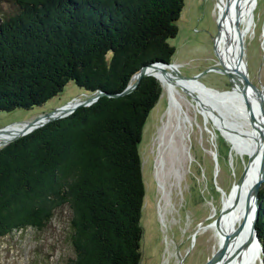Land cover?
<instances>
[{"label":"trees","instance_id":"trees-1","mask_svg":"<svg viewBox=\"0 0 264 264\" xmlns=\"http://www.w3.org/2000/svg\"><path fill=\"white\" fill-rule=\"evenodd\" d=\"M0 18V112L31 110L72 82L90 106L0 148V241L69 212L66 264H140L144 182L139 144L162 94L185 0H6ZM259 199L261 193L259 191ZM255 230L263 249L264 205Z\"/></svg>","mask_w":264,"mask_h":264},{"label":"rangeland","instance_id":"rangeland-1","mask_svg":"<svg viewBox=\"0 0 264 264\" xmlns=\"http://www.w3.org/2000/svg\"><path fill=\"white\" fill-rule=\"evenodd\" d=\"M13 11L9 2L0 0V18ZM250 11L253 30L243 43V61L248 80L256 88L252 91L260 94L264 87V0H254ZM218 17L216 0H185L177 21V36L169 41L175 48L169 63L177 65L185 78L202 73L198 81L203 87L223 100L232 101L229 76L208 70L220 69L214 51ZM159 84L162 94L146 120L139 144L145 189L140 264H207L219 245L212 224L221 214L224 199L230 196L247 168L249 154L233 150L209 111L198 108L194 99L186 95L184 106L189 122L186 129L171 135L177 122L174 115L168 114V96ZM87 98L70 82L57 97L40 107L0 112V129L33 121L70 101L76 103ZM231 113L227 110L226 116ZM161 159L163 165L156 166ZM256 204L264 205V182ZM239 225L235 222L236 229ZM69 229V212L56 211L43 230L28 228L1 240L0 264H66L73 257Z\"/></svg>","mask_w":264,"mask_h":264},{"label":"bare ground","instance_id":"bare-ground-1","mask_svg":"<svg viewBox=\"0 0 264 264\" xmlns=\"http://www.w3.org/2000/svg\"><path fill=\"white\" fill-rule=\"evenodd\" d=\"M253 1L216 0L218 20L221 25L217 52L223 65L230 70L232 101L219 98L218 94L212 92L213 90L203 88L194 81L183 80L177 65L165 68L168 76L160 71H150V74L156 77L166 90L169 103L168 114L171 117L174 115L176 118L177 127L172 130L171 135L178 130L186 129V124L189 122L184 106L187 99L183 95H186L194 99L198 108L202 107L209 111L222 136L232 145L233 150L239 153L247 152L251 159L242 183L236 184L230 196L223 201L224 211L220 218L219 230L215 229L216 239H218V243H222L225 237L231 234L234 237L229 241L226 252L214 264H260L259 250L250 237L252 236L253 221H257L260 209L259 206H256L258 191L256 192L255 185L258 180L264 177V87L260 94H254L252 88H248L243 96L241 77L238 74L241 71L247 75L243 61L244 51L242 50L244 49L240 48V42L244 43L247 35L253 30L250 11ZM227 110L232 112L228 116H226ZM214 111H218V113ZM250 115L252 116L251 120ZM25 129L26 125L21 124L9 127L6 132H1L0 146L18 136ZM163 139L162 143H164ZM157 164H160L161 167L162 159L157 161L156 166ZM159 185L164 193L165 187L160 179ZM160 215L162 217L163 213L161 212ZM235 222L240 223L238 229L235 227Z\"/></svg>","mask_w":264,"mask_h":264},{"label":"water","instance_id":"water-1","mask_svg":"<svg viewBox=\"0 0 264 264\" xmlns=\"http://www.w3.org/2000/svg\"><path fill=\"white\" fill-rule=\"evenodd\" d=\"M220 33H221V25H220V23L218 21V34L216 36V40L214 41L216 43L215 44V47H214V51H215L216 57L219 60L220 69H218V67H213V68H210L208 70H216V71H219L220 73H222V75H228L229 76L230 70L226 69V67L223 65L222 61L220 60L219 53L217 52V41L220 38V35H221ZM240 48L241 49L243 48V41L240 42ZM170 65L171 64L170 63H167V62H155V63H152V64H150L148 66H145V67L141 68L131 78L130 84L127 86V88L120 95H126V94L131 93L136 88V86L138 85V83L140 82V80L142 78H144L146 76H152V77H154L153 75L150 74V71H153V70L160 71L164 75L168 76L165 68L167 66H170ZM201 74L202 73H200V74H198V75H196V76H194L192 78H185L182 75H180V77L183 80H186V81H196V82H198L200 84V82L198 80H199ZM238 74L241 77L243 96L245 95V91L248 88H254V89H256L254 87V85H252V83H250V81L248 80V77H247V75L245 73L239 71ZM154 78L156 79V77H154ZM156 80L158 81V79H156ZM203 88H205V87H203ZM103 95H106V94L103 93V92H96V93H94L93 95L89 96L87 99H85L83 101H78L76 103L70 101L67 104L63 105V106L54 109L53 112L47 113L45 115H42V116L36 118L33 121L14 123V124L8 125V126H6L4 128H1L0 129V133L1 132H6L9 127H11L12 125H15V124H17V125L25 124L26 125V129L23 132H21L18 136H16V137L10 139L9 141H7L5 144H2L0 146V148H2L4 146L12 143L13 141L17 140L18 138H20L22 136H25V135L33 132L34 130H36L38 128L43 127L47 123H50L52 121H55V120H58V119H61V118H65V117L69 116L78 107L90 106L91 104H93L94 102H96L99 97H101ZM251 119H252V116L250 115V120ZM250 160L251 159H249V162H250ZM245 174H246V169H245L242 177L240 178L239 182L237 183V185H240L242 183ZM263 182H264V177L261 178L260 180H258L256 182V185H255L256 192L259 190V188H260V186L262 185ZM223 211H224V208L222 209L220 216L214 221V225L213 226L217 230H219L220 218H221V215H222ZM255 215H256V212H255ZM255 223L256 222L253 221V228H252V232H251L252 233V236L250 237V239H251V241H253L256 244V246H257V248L259 250V255H260L259 262H260V264H264L263 263V259H262V257H263V249H262V246H261L260 241L258 240V237H257V234H256ZM233 237H234L233 234H231V235L225 237L222 243H219L218 250L214 253L212 259L207 264H214L217 260H219L223 256V254L226 252V250L228 248L229 241L231 239H233Z\"/></svg>","mask_w":264,"mask_h":264}]
</instances>
